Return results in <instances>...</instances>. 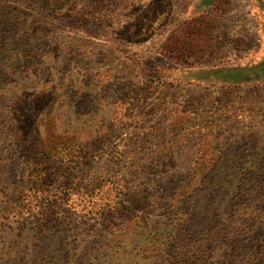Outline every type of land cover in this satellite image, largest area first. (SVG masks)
Returning a JSON list of instances; mask_svg holds the SVG:
<instances>
[{
	"label": "rangeland",
	"instance_id": "rangeland-1",
	"mask_svg": "<svg viewBox=\"0 0 264 264\" xmlns=\"http://www.w3.org/2000/svg\"><path fill=\"white\" fill-rule=\"evenodd\" d=\"M152 1L0 0V264L36 244L7 203L30 176L29 116L36 148L66 143L45 178L69 235L55 264H264V0L222 6L184 61L159 50L201 6L170 0L172 26L133 43ZM178 220L191 233L167 241Z\"/></svg>",
	"mask_w": 264,
	"mask_h": 264
},
{
	"label": "trees",
	"instance_id": "trees-1",
	"mask_svg": "<svg viewBox=\"0 0 264 264\" xmlns=\"http://www.w3.org/2000/svg\"><path fill=\"white\" fill-rule=\"evenodd\" d=\"M169 1L170 0H153L150 3L151 6L145 8L146 12L143 13L142 17H138V19L134 20L133 24H131L133 30L131 31L132 35L129 33V35H131L129 37L130 41L133 43L148 41L155 36L158 31L166 28L167 20L171 15V5ZM52 3L54 4H51V6L55 9L56 3ZM213 19L210 11L208 16H201L198 17V19L194 18L187 21V24H185V22L182 23L175 30V34L181 37L177 40L172 39L173 42L171 44L176 46H171L172 48L168 49L164 48L159 51H162L165 56L181 59L183 61L184 59L201 58L206 50V46L211 42V40H209V34L210 32L212 33L213 30V25L212 27H208L205 20H212L214 24ZM186 25L189 26V28H185ZM134 28L136 29L134 30ZM183 33L184 35H182ZM172 36L173 34L170 36V39ZM31 116L34 117L35 115ZM27 123L29 126L18 128L15 132V136L18 137L22 134L23 130H26L28 136H30L28 144L25 146L30 176L19 188L12 189L13 200H7V203L10 204V213L17 214V216L23 219V222L20 224L21 226L27 227L31 225L30 227L33 230V234L31 236L25 235L24 237L27 242H36V244H32L31 246L26 244L24 247H20V251H14L11 255V259H8L9 254H7L4 260L7 264H55V260L60 258L58 254L62 256V251H64L63 255H67L66 247L68 246L67 239L69 235L62 229L64 219L60 221L56 216V211H53L54 208L57 207L56 200H48L49 193L52 190H50L45 183V178L52 174L53 171L49 173V170H53L52 167H55V169L59 168L52 164V162L55 158L61 156L62 152L59 147H63L66 143L59 144L58 146L51 145L36 148L34 146V141L36 140H34V137L29 133L34 126V121L30 119V116L28 117ZM31 150H34L35 156L29 154ZM39 152L41 156L39 154L37 155ZM65 175L69 176L70 172L67 171ZM44 202L49 204L50 208H48V210L42 207ZM23 209H25L27 213L26 217L21 215ZM184 224L185 220L173 221L169 232L165 234L163 238L167 239V241L176 240L185 230L187 234L191 233L192 226L185 229ZM217 236L220 237L221 232H219ZM262 236L264 237V231L262 232ZM191 242H193V244H190ZM229 243L233 244L234 242L230 241ZM186 244L190 245L189 250L193 252L191 259L194 262H205L207 259L206 252L197 242L188 240ZM254 249H257V252L261 251L260 254L264 256V240L257 245L255 244ZM211 252L217 255L216 257H220L215 245Z\"/></svg>",
	"mask_w": 264,
	"mask_h": 264
},
{
	"label": "crops",
	"instance_id": "crops-1",
	"mask_svg": "<svg viewBox=\"0 0 264 264\" xmlns=\"http://www.w3.org/2000/svg\"><path fill=\"white\" fill-rule=\"evenodd\" d=\"M245 1L247 2L248 0H245ZM229 2H231V0H197L196 3H199L198 6H201L200 9L194 10L193 9L194 8V4H191L190 5V8H189V11L191 13L195 14L197 19H198V17H201V16H208L209 13H210V11H211V14H212V16L214 18L213 20L217 22V19L219 18V16L221 15V13L224 12V10L226 8L225 5H227ZM222 6H224V10L223 11H222ZM171 12H172V8H171ZM155 19H158V18H155ZM190 20H192V19H189L188 21H190ZM217 23H216V25L213 24L212 34L214 36H215L214 33H215L216 29L218 30V28H219V26H218ZM171 26H172L171 19L168 18L166 27H171ZM244 26H245L244 23L243 24L241 23V26L238 25L237 26V31H240V29L241 28H244ZM247 27H248V25H247ZM168 33H172L171 30ZM233 33H234V35H237V32L236 31L232 32L231 34H233ZM243 34L246 35V37L248 36L250 39H252L251 36H253V34H252V32H251L250 29H247V31L245 29L244 32H243ZM234 35H232V36L234 37ZM238 35H240V34H238ZM218 36H219V34H218ZM248 41H250V40H248ZM260 42H261V45L264 46V29L263 28L261 29V33H260ZM140 43H144V42H140ZM232 52L235 53L234 50ZM261 52H262V50H261ZM261 52H259V53L261 54Z\"/></svg>",
	"mask_w": 264,
	"mask_h": 264
}]
</instances>
